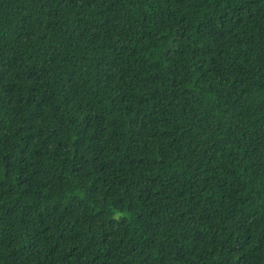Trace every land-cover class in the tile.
Wrapping results in <instances>:
<instances>
[{"label": "trees", "instance_id": "1", "mask_svg": "<svg viewBox=\"0 0 264 264\" xmlns=\"http://www.w3.org/2000/svg\"><path fill=\"white\" fill-rule=\"evenodd\" d=\"M0 264H264V0H0Z\"/></svg>", "mask_w": 264, "mask_h": 264}]
</instances>
